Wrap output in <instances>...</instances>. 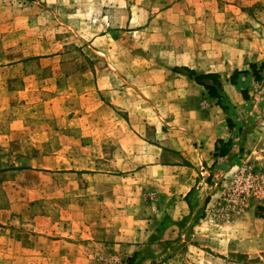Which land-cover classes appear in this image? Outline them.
<instances>
[{
  "label": "rangeland",
  "instance_id": "1",
  "mask_svg": "<svg viewBox=\"0 0 264 264\" xmlns=\"http://www.w3.org/2000/svg\"><path fill=\"white\" fill-rule=\"evenodd\" d=\"M20 57L18 69L1 68ZM263 59L264 0H0V162H102L92 168L108 170L116 166L107 162L123 159L113 141L129 129L137 135L132 163L149 169L145 181L138 176L127 189L122 182L118 215L106 206L70 215L60 170L49 203L40 198L34 206L28 197L39 194L24 190L17 207L24 223L0 224L10 229H0V264H264V198L257 195L264 162L195 161L205 152L197 124L220 114L184 69L226 77L248 64L252 73L250 65ZM54 64L61 68L49 69ZM28 71L40 79L34 91H25ZM254 83L262 102L264 70ZM107 92L116 105L103 103ZM167 136L182 138L190 157L174 162L181 152L169 149L159 155ZM90 138L106 143L83 150ZM4 170L0 183L13 177ZM177 200L186 212L176 219L164 212ZM42 212L52 214L51 235L41 234L50 238L26 229L17 245V227L32 228L30 217ZM101 217L115 224L104 225L103 238L87 237L94 233L81 226Z\"/></svg>",
  "mask_w": 264,
  "mask_h": 264
},
{
  "label": "crops",
  "instance_id": "2",
  "mask_svg": "<svg viewBox=\"0 0 264 264\" xmlns=\"http://www.w3.org/2000/svg\"><path fill=\"white\" fill-rule=\"evenodd\" d=\"M59 56L60 55H54L53 58L56 59ZM20 59L21 57L16 58V60H14L16 62L4 67L2 66L1 68L18 69L22 66V62H19ZM262 62H264V59L261 60V62L255 63H257L259 67ZM248 65L235 69L244 71L247 70ZM60 68V65L57 66V64H54L49 69L57 71ZM235 69L233 72H230L228 76L225 77L222 75L219 77V81L221 82L220 94L223 95L222 100L230 105L233 111L231 113L224 111L218 104L219 99L212 97L208 92V101L211 103L208 109L211 112L220 114V116L217 118L208 117L204 122L197 124L199 129L196 132L197 136L195 138L197 139L196 141H199L198 144L203 141L205 152L201 157H194V159L195 161L198 159V162H205L209 166H212V164L215 163L214 165L217 167L222 162H264V101L261 102L260 100L262 98H259L257 95L260 90H262L261 85H255V79L251 71L247 73H239L237 75V81L244 84V88L247 90L243 93L242 87L240 88L237 84H233L230 81L231 75L234 73ZM26 74V78L24 79L27 83V85H25V91L35 89V83L40 82L39 77H37L38 74L31 73L30 71ZM245 83H249V86L247 87ZM30 86H32V88H30ZM113 95V92L103 93V97L105 98L103 103L105 104L108 102L109 104L116 105L118 99L113 97ZM257 105H259V112H255V107H257ZM81 113H83L82 116L79 117L80 115H78V117L83 119L87 113ZM18 129L19 128H16V131H18ZM0 133H2V130H0ZM127 139L129 140L127 141ZM136 142L137 135L135 133L134 135L131 134L129 129L127 133L122 134V137H120L118 142L117 140L113 141V145H116V148L122 151L123 161L118 160L115 162V160H113V162H107L108 164L111 163L116 166L108 170H94L92 168V164L102 162H65L64 166H38L35 164L24 166L16 163L14 167H11V162H0V170L5 169L4 173H11L13 175V177L9 176L0 183V197L6 200V202L0 204V213H2L0 224H7L16 221L23 222L24 219H26V213L17 208L20 207L18 204H23L21 200L27 198V196L20 195L24 190L39 194L36 197H28L31 199L30 203H34V206L43 203L42 200H45V203H49L48 199L54 197L50 194L53 187L52 179H54V176L57 173L55 171L58 170L62 171L66 181L62 187H59L58 185H55V187H59L61 191H64L62 196L67 204L66 207L68 208L70 215H80L81 213V215L84 216L86 212L92 211L93 207L98 210L99 207L105 206V208H108V213L110 210L111 214L118 215L121 213L120 190L122 182H124V188L127 189L126 187L128 186V183L136 181L137 178H139L138 176L142 177L141 179L143 181L148 177L147 174L149 169L148 165H145L146 162L132 163V161H135ZM102 143L106 142H96L94 139L90 138L86 139L85 144L81 148L83 150H96ZM160 145L163 147L161 146L156 150L159 155L161 151L163 152L166 149L181 152V161L176 159L174 162H183L184 158L190 157L188 155V153H190V148H187L186 152L183 150L185 147V141L180 137L174 138L172 136H167L160 142ZM220 150H226V152L223 155H218L217 153L220 152ZM164 167L163 171L172 170L177 173L187 171L182 165H165ZM25 176L29 179L24 180L23 177ZM161 177L162 174L160 178ZM23 181H26V183L24 184ZM80 183L83 188L82 190H79L81 188ZM144 185L145 184L142 186L136 185V187L144 189ZM165 197L167 198V196ZM40 198L43 199L41 200ZM125 198H128V196ZM176 204L178 205L172 206L170 209L166 208V212L164 213H169L170 216L176 217L177 219L186 212V202L184 200H177ZM51 215L52 214L49 212L34 213L32 217H30L32 228L29 227L22 229L21 226L17 227L16 234L18 238L16 239V244L19 245L23 242L21 235L23 233H28V230L26 229H30L36 233L38 239L48 240L50 238L49 235L45 236L41 234L51 233L47 230L50 226L49 224L53 222ZM72 222L77 223V220L73 219ZM110 222L114 225L115 218L110 220L101 217L95 218L93 221L90 220L87 223L82 222L88 224L89 227L83 228L81 226V231L85 232L89 230L91 233H94L87 237L97 239L103 238V227L106 223L111 225ZM0 229L6 232H9L10 230L8 227H3L2 225H0ZM107 231H112V233L115 234V228L113 227ZM113 234L109 236L114 238ZM19 237H21L20 241ZM5 246H9V244H5Z\"/></svg>",
  "mask_w": 264,
  "mask_h": 264
},
{
  "label": "trees",
  "instance_id": "3",
  "mask_svg": "<svg viewBox=\"0 0 264 264\" xmlns=\"http://www.w3.org/2000/svg\"><path fill=\"white\" fill-rule=\"evenodd\" d=\"M184 69H186L189 73V75L194 78V80H196V82L202 86H204L205 89L208 90L209 94L212 97H216L219 99L218 104L222 107V109L224 111H227V107L225 105L222 104V97L223 95L220 94L221 91V82L219 81V74L217 73H198L193 69H190L188 67H185ZM250 69L252 70V74L254 75V79L255 80H259L261 79V71L264 70V62L261 63V65L258 67L257 64L252 63L250 65ZM247 73L249 72V70H244V71H239V70H235L234 73L231 75L230 81L233 84H237L240 88L242 87V92L244 93L245 91H247L244 87V84H241L237 81V75L239 73ZM247 97V96H245ZM226 152V150H220V152H218V155H223ZM130 261H132V258L130 259Z\"/></svg>",
  "mask_w": 264,
  "mask_h": 264
},
{
  "label": "built area",
  "instance_id": "4",
  "mask_svg": "<svg viewBox=\"0 0 264 264\" xmlns=\"http://www.w3.org/2000/svg\"><path fill=\"white\" fill-rule=\"evenodd\" d=\"M262 181H263V185H262L261 191H260L259 193H257V195H258V194H261V197L264 198V177H262ZM258 196H259V195H258Z\"/></svg>",
  "mask_w": 264,
  "mask_h": 264
}]
</instances>
